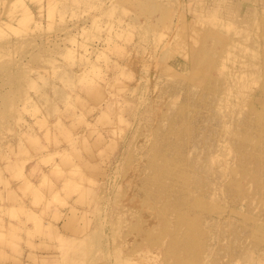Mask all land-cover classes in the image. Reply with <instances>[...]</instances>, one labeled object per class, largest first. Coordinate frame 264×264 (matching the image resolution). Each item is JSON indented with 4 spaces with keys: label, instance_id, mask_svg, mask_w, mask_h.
Instances as JSON below:
<instances>
[{
    "label": "rangeland",
    "instance_id": "obj_1",
    "mask_svg": "<svg viewBox=\"0 0 264 264\" xmlns=\"http://www.w3.org/2000/svg\"><path fill=\"white\" fill-rule=\"evenodd\" d=\"M0 264H264V0H0Z\"/></svg>",
    "mask_w": 264,
    "mask_h": 264
},
{
    "label": "bare ground",
    "instance_id": "obj_2",
    "mask_svg": "<svg viewBox=\"0 0 264 264\" xmlns=\"http://www.w3.org/2000/svg\"><path fill=\"white\" fill-rule=\"evenodd\" d=\"M171 107V106H170Z\"/></svg>",
    "mask_w": 264,
    "mask_h": 264
}]
</instances>
